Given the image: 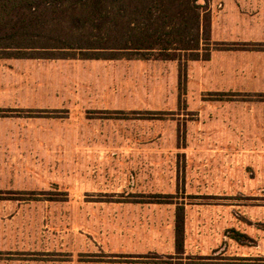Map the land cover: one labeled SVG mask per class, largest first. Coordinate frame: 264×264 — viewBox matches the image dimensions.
Returning a JSON list of instances; mask_svg holds the SVG:
<instances>
[{
  "label": "rangeland",
  "instance_id": "1",
  "mask_svg": "<svg viewBox=\"0 0 264 264\" xmlns=\"http://www.w3.org/2000/svg\"><path fill=\"white\" fill-rule=\"evenodd\" d=\"M208 1L210 60L0 54V264H264V0Z\"/></svg>",
  "mask_w": 264,
  "mask_h": 264
},
{
  "label": "trees",
  "instance_id": "2",
  "mask_svg": "<svg viewBox=\"0 0 264 264\" xmlns=\"http://www.w3.org/2000/svg\"><path fill=\"white\" fill-rule=\"evenodd\" d=\"M210 33L208 0H0V54L75 57L53 53L69 50L85 59H146L148 53L176 59L175 53H188L208 60ZM176 210L175 243L182 251L183 207Z\"/></svg>",
  "mask_w": 264,
  "mask_h": 264
},
{
  "label": "crops",
  "instance_id": "3",
  "mask_svg": "<svg viewBox=\"0 0 264 264\" xmlns=\"http://www.w3.org/2000/svg\"><path fill=\"white\" fill-rule=\"evenodd\" d=\"M241 1H243V0H222V2H223V4H224L225 7L228 6V5H230L231 8H235L233 6H236ZM245 1H248L249 2V0H245ZM235 10H236V12L234 11V14L241 12L239 10V8H237V9L235 8ZM226 12H227V10H226ZM212 20H213V18L211 16V33H210V38H212V37L213 38H217L218 35L215 33V24L213 23ZM225 38H227V37H225ZM210 58H211V53H210V56H209V59L208 60H210Z\"/></svg>",
  "mask_w": 264,
  "mask_h": 264
}]
</instances>
